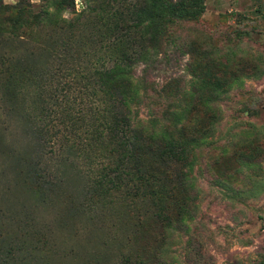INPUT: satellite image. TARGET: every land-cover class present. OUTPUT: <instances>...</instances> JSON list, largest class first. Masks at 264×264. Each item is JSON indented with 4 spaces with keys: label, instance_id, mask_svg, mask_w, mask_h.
<instances>
[{
    "label": "trees",
    "instance_id": "trees-1",
    "mask_svg": "<svg viewBox=\"0 0 264 264\" xmlns=\"http://www.w3.org/2000/svg\"><path fill=\"white\" fill-rule=\"evenodd\" d=\"M84 3L82 13L64 17L75 10L74 0H45L36 13L31 3L11 7L0 0V15H15L8 40L24 45L18 58L0 57V83L13 86L0 98V120H7L0 131L6 135L11 122L23 131L15 153L20 162L8 166L5 160L1 171L16 174L44 208L59 212L64 205L74 217H100L109 211V199L121 195L149 202L138 217L139 228L154 223L185 230L194 219L183 203L193 187L199 139L186 138L190 122L180 103L197 86L191 80L187 89L174 80V86L157 92L153 78L182 52L172 26L198 19L206 6L202 0ZM165 100L171 105L161 113ZM142 109L150 112L147 119ZM71 176L79 180V199L65 193L71 202L61 204ZM31 216L6 217L0 264H41L48 244L44 228L33 227L40 220ZM120 258L121 264H142L125 254Z\"/></svg>",
    "mask_w": 264,
    "mask_h": 264
},
{
    "label": "rangeland",
    "instance_id": "rangeland-1",
    "mask_svg": "<svg viewBox=\"0 0 264 264\" xmlns=\"http://www.w3.org/2000/svg\"><path fill=\"white\" fill-rule=\"evenodd\" d=\"M26 2L36 13L45 0H4L11 7ZM202 2L206 11L198 19L172 26V38L183 53L177 62L155 71L153 78L157 92L163 85L174 86V80L187 89L191 80L196 82V93L180 103L190 122L186 138L199 139L193 187L183 203L193 221L182 231L154 223L139 228L138 217L149 202L134 203L121 195L109 199L110 209L100 217H74L64 205L59 212L40 206L16 174L1 171L5 160L8 166L19 161L23 131L11 122L6 135L0 131V232L8 216L26 220L33 215L40 220L33 227L44 228L48 244L41 264H121L124 254L142 264H264V0ZM85 8L80 3L77 9L75 2V10L64 17ZM14 16L0 15L3 58H18L24 51L22 43L7 38ZM169 48L172 55L175 47ZM1 82L4 99L13 86ZM169 105L165 100L161 113ZM148 113L142 109L141 117L147 119ZM0 126L6 128L7 120L1 119ZM79 186L71 176L59 202H71L65 193L79 199Z\"/></svg>",
    "mask_w": 264,
    "mask_h": 264
},
{
    "label": "built area",
    "instance_id": "built-area-1",
    "mask_svg": "<svg viewBox=\"0 0 264 264\" xmlns=\"http://www.w3.org/2000/svg\"><path fill=\"white\" fill-rule=\"evenodd\" d=\"M75 2H76L77 9H78L80 3H81V6H84V0H76Z\"/></svg>",
    "mask_w": 264,
    "mask_h": 264
},
{
    "label": "clouds",
    "instance_id": "clouds-1",
    "mask_svg": "<svg viewBox=\"0 0 264 264\" xmlns=\"http://www.w3.org/2000/svg\"><path fill=\"white\" fill-rule=\"evenodd\" d=\"M6 2H7V0H6Z\"/></svg>",
    "mask_w": 264,
    "mask_h": 264
}]
</instances>
